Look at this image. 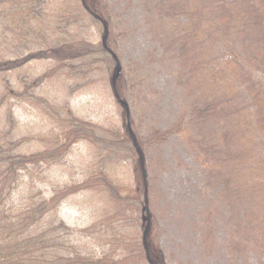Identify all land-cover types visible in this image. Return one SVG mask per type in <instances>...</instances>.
Masks as SVG:
<instances>
[{"label":"rangeland","instance_id":"374dc122","mask_svg":"<svg viewBox=\"0 0 264 264\" xmlns=\"http://www.w3.org/2000/svg\"><path fill=\"white\" fill-rule=\"evenodd\" d=\"M85 1L0 10V60L21 62L0 75V130L11 134L20 155L48 159L29 168L9 202L19 210L40 194L51 201L70 187L92 189L65 198L42 221L46 235L64 226L52 238L63 253L46 257L61 264L68 256L79 257L80 264H119L126 256L124 264H264V141L256 144L252 161L243 158V138L230 147L222 141L240 128V108L255 102V92L240 85L247 75L231 78L235 60L240 65L242 58L254 78L263 77L264 4ZM235 4L250 5L244 9L256 17L243 16L244 26L230 11ZM103 42L114 55L98 53ZM57 44L95 50L83 65L29 58L55 51ZM221 69L230 75L224 86L212 83ZM228 96L236 98L224 104ZM212 104L220 108L214 121ZM81 124L89 138L73 134L86 140L65 148L60 136ZM116 133L128 145L133 141L136 153L120 143L110 146ZM99 171L141 203L140 209L132 203L133 214L120 218L121 246L99 226L113 212L114 199L93 191H103L91 179ZM144 236L152 263L148 254L144 262L137 259ZM117 246L123 247L115 253Z\"/></svg>","mask_w":264,"mask_h":264},{"label":"trees","instance_id":"16d2710c","mask_svg":"<svg viewBox=\"0 0 264 264\" xmlns=\"http://www.w3.org/2000/svg\"><path fill=\"white\" fill-rule=\"evenodd\" d=\"M82 2H86L85 0H82ZM259 3H263V0H259ZM44 4H46V0H0V10L6 9L7 6H12L13 12L17 9V7H20L27 11L28 8H30L32 5H35V7H42ZM252 4V3H250ZM245 7H250V5L242 6L239 4H235L233 8H230V11L233 10V14L238 17L242 24L245 26L243 21V16H250V17H256V11L253 14H249V12L245 11ZM242 8V10L240 9ZM5 14V13H4ZM3 17L10 19V24L14 25L16 21L12 16L5 14L2 15ZM219 14L216 16L218 17ZM97 17V16H96ZM13 19V20H12ZM70 24H74L76 22H68V26ZM257 29V28H256ZM256 29H251L254 31ZM259 31V29H257ZM215 33V32H214ZM256 34V33H255ZM204 35H202V42L205 40ZM261 43V41H258ZM82 45V44H81ZM108 44L103 45L104 51H98L99 54H107L108 50ZM102 47V46H101ZM52 49V52H46L42 53V51L37 52L36 54H32L29 58H35V59H53L57 61L60 66L65 65V63L70 62H79V64L83 65L85 64L93 54L92 50H95L93 48H89V46L82 45L78 49H69L61 47L60 44H57L55 46V51L53 47H50ZM264 51V50H261ZM109 54V53H108ZM45 56V57H41ZM28 60V59H27ZM26 60V61H27ZM236 61L235 66L236 69H232L233 77L231 78H239V76H243L242 73H245L247 76H245L243 79V82H240L241 86L247 87L248 91L250 93L255 92V102L254 105H251L249 107H242L240 112V128H238L239 133L235 131V128L232 132H228V139L222 140L224 141V144L227 147H230V145H234V142L237 141L236 138L239 136L242 139L243 145H245V150L243 153H245V156L243 158H247L249 161H252L250 157H255L257 154H259V151L255 150V147L257 145L263 146L264 141V114H262V110L264 109V69H261V74L263 77L261 78L260 75L257 78L253 77V74H251L250 70L244 67V62L242 63L243 59H240V65L238 64V61ZM23 64V62H22ZM21 65V62H15L10 60H6L2 62L0 60V75L3 73H9L11 71H15V69ZM54 74V72H52ZM221 74V75H220ZM51 76L50 73L45 74L44 78H49ZM219 76V77H218ZM230 75H225L223 69L220 70L219 73L216 75H212V83L213 84H222L225 83L226 79ZM229 81V80H228ZM231 85V83H230ZM233 86L231 85V88ZM235 87V86H234ZM234 92V91H233ZM232 92V95H233ZM9 94H13L12 91L9 92ZM228 100L224 101V104H230L233 102V100L236 98L229 99V96L227 97ZM263 99V101H262ZM260 101V102H259ZM215 107H213L211 117L214 121L217 119L219 112V107L215 104H212ZM247 108L249 110L247 111ZM252 108L255 110V113L251 114ZM85 129V126L81 124L80 129L77 131H69V134H65L64 137L60 138L64 139L63 144L65 148H71L74 143L79 142L78 140H83L84 138L78 137L75 138V135H77L79 132L85 133V138H89L87 131H83ZM71 134V135H70ZM92 134V133H91ZM70 135V136H69ZM79 135H81L79 133ZM93 135V134H92ZM234 135V138L232 139L230 136ZM262 135L260 140L257 142L256 137ZM115 140L110 142V146H112L114 143H120L124 147L123 150H125L127 147H131V151L133 153H136V149L133 146H129L132 144L133 141H129V145L126 144L123 135L120 136L119 134H111L110 135ZM13 137L11 134L6 133L3 130H0V264H61L60 262L56 263L55 261H50L49 258L46 257V255L50 252H56L55 255L60 256L65 249L64 246L61 248L59 247L60 243L57 239L55 242L52 243V238L54 237V233L56 231L64 230V226L59 225V229H56L55 231H49L51 233H47L45 230V225L42 221L48 216L50 212L57 211L58 206L62 200L65 198L75 195L77 193H80L81 191H91V187L88 186V184L83 185L82 187H70L67 191H65L62 195L54 197L51 201H45L42 198V194H40L38 201L33 203L34 200H30V204L24 205L19 210H17L16 207L11 205V202H9V198L12 194V192L16 189L18 183L22 180L24 181L26 179L25 173L29 171V168L40 163H46L48 159H46L47 155H41L39 159H36L34 156H22L19 154L18 150L20 151L17 146H15L14 140H12ZM84 139V141L86 140ZM98 139V138H97ZM6 143V141H8ZM124 140V142H123ZM257 144V145H256ZM64 148V149H65ZM257 151V153H256ZM94 175H97V177L91 176V179L94 182H99L103 191H99L97 189L93 190L97 194H99L103 198V194H110L111 198L113 199V212L109 213L107 216L102 218V221L99 223V226L102 230L111 232L112 234H115V237L113 238L114 242L117 243L118 246H121L123 244V235H121V228L122 225L120 224L121 220L120 218L124 217L122 214L129 213L133 214L132 209V203H138V208L140 209L141 203L137 202L136 198L130 199L129 198V192L124 195V192H121L117 186L112 184V179L107 174H105L102 171L95 172ZM8 190H11L10 192H6ZM122 195L124 198H122ZM104 202H108L106 198L103 199ZM111 204L106 207L105 211L108 212V208H110ZM143 207V206H142ZM143 212V208H142ZM113 214V215H111ZM113 217V218H110ZM121 235V236H120ZM113 237V236H112ZM142 244H137L138 250L141 247V257H137V259L141 258V261L144 262L148 259L151 262L150 252L151 248L148 245V239L146 236L142 238ZM112 242V241H111ZM111 244V243H110ZM115 248V253L119 251L120 248ZM58 248V249H57ZM131 248V247H129ZM134 250L131 251L133 253ZM144 252V255H143ZM146 252V253H145ZM148 254V256H147ZM143 256V257H142ZM128 256L125 257V260L122 261V263H126L128 261ZM84 260V259H83ZM107 260V258L105 259ZM82 260L79 257H73L70 256L64 257V264H80ZM86 262V260H84ZM86 262L85 264H95L94 261ZM119 263V264H122ZM152 263V262H151Z\"/></svg>","mask_w":264,"mask_h":264}]
</instances>
